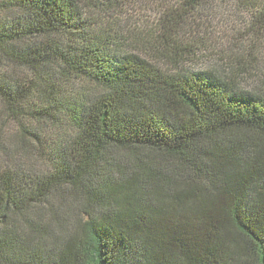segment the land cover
<instances>
[{"label":"trees","instance_id":"trees-1","mask_svg":"<svg viewBox=\"0 0 264 264\" xmlns=\"http://www.w3.org/2000/svg\"><path fill=\"white\" fill-rule=\"evenodd\" d=\"M118 1L0 0V264H264V0L229 75L217 0Z\"/></svg>","mask_w":264,"mask_h":264},{"label":"rangeland","instance_id":"rangeland-1","mask_svg":"<svg viewBox=\"0 0 264 264\" xmlns=\"http://www.w3.org/2000/svg\"><path fill=\"white\" fill-rule=\"evenodd\" d=\"M120 1L122 0H119L117 4L121 6L122 3L120 4ZM169 1L170 0H127V3H124L123 6L126 10L122 11V7L119 8L123 13L120 20H123L124 23L128 25H154L159 20L161 12ZM215 5L216 8L214 7L212 12L213 16L201 21L207 22L210 20L211 28L209 38L207 36L204 37L208 42L207 47L209 49L199 53L198 60L192 62L190 68L196 72L217 71L229 75L231 74V57L232 59L235 57L239 58L244 50L241 48V45H247V43L242 40L240 34L245 28V21L248 18L246 12L237 10L236 0H217ZM260 51L258 58L264 68V48ZM243 57L248 59L247 53L244 54ZM260 77V74L257 72L255 74L250 73L243 75V77H241V88L246 91L257 89L258 79ZM9 125L10 126H7L5 129L7 136L12 133V124ZM42 130L43 133L46 134V137H54L49 127H42Z\"/></svg>","mask_w":264,"mask_h":264}]
</instances>
